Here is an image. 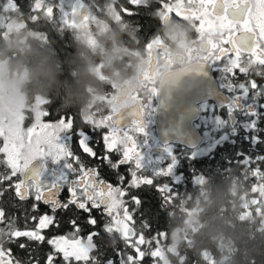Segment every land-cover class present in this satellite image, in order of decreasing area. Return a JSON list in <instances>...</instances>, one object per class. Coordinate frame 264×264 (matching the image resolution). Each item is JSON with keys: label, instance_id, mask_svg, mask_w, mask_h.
I'll return each mask as SVG.
<instances>
[{"label": "trees", "instance_id": "trees-1", "mask_svg": "<svg viewBox=\"0 0 264 264\" xmlns=\"http://www.w3.org/2000/svg\"><path fill=\"white\" fill-rule=\"evenodd\" d=\"M5 2L0 0V5ZM16 2V11L0 9V15L22 24L18 34L9 37L0 27V60L7 61L10 74L25 73L22 91L27 119L43 102L50 101L42 106L53 113L46 120L55 121L59 115L69 114L75 117L76 124H81L94 93L108 85V73L125 65L115 61L116 50L122 54L133 50V38L157 28L156 19L143 11L144 7L137 16L122 14L118 21L108 7L98 14L103 30L93 28L96 43L90 44L75 27L61 23L56 0H43L35 12L31 11L33 0ZM48 8L51 12L44 11ZM96 67L107 73L103 80L93 71ZM249 157H264V115L246 129L237 127L234 135L216 142L210 155L185 158L179 180L168 184L171 192L162 194L143 187L136 196L141 204L134 206L135 230L152 243L142 246L144 259L137 264H161L150 255L157 249L164 251L170 264H264V161L258 164L262 173L257 176V164L247 163ZM32 203L31 199L18 200L10 191L0 196V207L22 231L36 227L38 221L32 216L51 214L46 206L33 211ZM56 219L59 227L44 230L46 239L69 232L72 220L80 221L82 229L89 227L87 218ZM100 228L97 224L94 229ZM101 238L105 249L97 253L94 242H99L94 238L89 255H98L104 264L107 259L118 264L120 257L115 252L135 255L121 232L112 231L107 236L101 233ZM19 243L28 245L27 250L19 248ZM170 246H175V252ZM5 247L12 248L21 264H27L32 257L43 261L44 253L51 251L46 243L27 238Z\"/></svg>", "mask_w": 264, "mask_h": 264}, {"label": "snow or ice", "instance_id": "snow-or-ice-1", "mask_svg": "<svg viewBox=\"0 0 264 264\" xmlns=\"http://www.w3.org/2000/svg\"><path fill=\"white\" fill-rule=\"evenodd\" d=\"M43 0H33L31 11L41 8ZM62 12L61 23H67L71 14L64 11V0H60ZM79 0H67V7L71 9ZM133 6L148 8L139 0H128ZM160 6L166 13L175 15L178 19L190 21L196 31L193 44L197 51L202 50L199 56L201 64L211 62L223 66L233 81L239 80L244 87L238 89V100L234 107H240V98L247 93L260 90L257 77L264 79V0H160ZM16 0H6L0 5L5 11H16ZM51 12V9L48 10ZM126 15L135 13L129 8L122 10ZM158 42L151 39L146 44L150 54L149 68L145 73V89L154 93L157 90L149 87L155 80V61L151 59V52ZM191 52V50H190ZM171 61V54H167ZM243 77V81L239 78ZM139 96L133 97V105L137 104ZM45 101L41 107L33 112V123L26 129L22 126L26 118H21L15 124L0 123V196L11 192L20 201L31 199L30 207L36 211L41 206L50 209L51 214L44 213L32 216L38 221L33 230H19L15 227V220L9 216L3 207H0V264H21L13 256L11 247L5 244H16L19 238H27L38 244H47L51 251L45 252L43 261L32 257L27 264H104L98 256L88 254L84 242L76 237L80 227L75 220L70 221L73 234L54 236L46 239L43 231L49 228H58L56 219L58 210H69L71 207L87 215V225L95 226L98 220L93 216L97 212L107 221H101V228L91 231L86 241L93 243L94 238L99 242L97 253L105 249V241L101 233L107 234L119 231L128 240L135 255L119 256L118 264H137L144 259L142 246H148L152 241L145 240L143 233H136V221L133 216L136 209L131 212L124 197L129 189H137L142 185H153L156 178L146 174L138 154L135 133L144 131L139 119L134 129H125L119 126L118 114L104 117L100 120L85 121L86 127L75 123V117L61 114L55 121L46 120L53 113L43 105L50 104ZM139 114V107L137 108ZM253 119L255 117L253 116ZM256 127V125H253ZM103 130V131H101ZM99 133L100 140L96 136ZM259 139V137H257ZM80 153L88 157L90 162L82 161L81 156L73 149V141ZM264 157H249L247 163H256V175L262 171L258 164ZM126 169V175L120 172ZM107 169L116 176V184L107 181L102 172ZM166 172H171L168 168ZM161 172V175L165 174ZM160 193L171 192L168 184L156 185ZM65 191L68 197L61 200ZM131 203L140 205L138 197L132 196ZM146 223H142L145 226ZM19 248L26 249L28 245L19 243ZM153 258L155 253L150 254ZM106 264H116L107 259Z\"/></svg>", "mask_w": 264, "mask_h": 264}, {"label": "flooded vegetation", "instance_id": "flooded-vegetation-1", "mask_svg": "<svg viewBox=\"0 0 264 264\" xmlns=\"http://www.w3.org/2000/svg\"><path fill=\"white\" fill-rule=\"evenodd\" d=\"M94 1L100 8H95L91 0H85L83 8H87V12L86 15L81 17L82 19L86 18L94 10L98 13L102 12L104 8L111 7L114 19L118 21L121 19L120 15L125 14L122 11L124 8H129L135 13L131 16L128 15L129 18L137 16L141 9V7L130 5L128 0ZM139 3L148 6V8H143L142 10L149 12L156 19L157 28L146 35L141 36L138 34L137 38H133L131 43L134 47L133 50H127L128 52L125 54L116 50L115 61L125 65L123 67L118 65L114 71L108 73L112 75L107 79L108 85L101 87L99 91L94 93V98L88 105L89 112L83 119L85 121L100 120L115 111L120 112L118 114V124L122 128L134 129L137 119L141 121L144 131L135 133L138 154L144 171L146 174L155 177L156 181H154L153 185H142L140 188L128 190V194L124 199L128 201L127 206L130 212L135 206L131 203V197L137 196L143 187L156 190V185L158 184H170L169 182L179 180L180 175L184 172L183 164L185 158L193 157L198 159L207 154L210 155L213 151V143L224 141L228 136L234 135L237 127L246 129L248 124L256 122L264 115V79L257 77L261 85L259 91L249 94L245 89L246 94L240 98V107L236 108L234 105L238 100V89L244 87V85L239 80L233 81L223 66L205 62L202 65L206 68L207 66L209 67L220 91L226 97L224 100L226 103L219 105L215 100H207L200 103V115L194 122V126L202 136V141L197 146L190 148L182 144L164 141L158 126V108L162 86L168 79L167 77L193 65L201 64L198 57L204 53L202 50L197 51V46L193 44L197 34L190 21H184L178 19L174 14L166 13L165 9L160 6V0H139ZM151 39L158 42V46H154L151 52V59L155 61L156 76L149 87H154L157 90L154 93L151 89L146 91L144 80L150 61V54L146 49V44ZM167 54H171L173 58L171 61L167 58ZM106 75L107 73L101 69L97 73L101 80ZM239 79L243 81L244 78L241 76ZM178 83L177 79L168 81L169 92H172ZM134 96L140 97L136 105H133ZM138 107L139 114L137 112ZM253 116L255 119H253ZM78 125L86 127L83 121ZM96 140L97 142L100 140L99 133L96 136ZM208 143L209 146L205 149ZM73 149L81 156L82 161L94 163L80 153L75 140L73 141ZM200 149H203V151H200ZM168 168H171L172 171L166 172L165 170ZM162 171H165L164 175H161ZM120 172L126 175L125 168H121ZM102 176L107 181L112 182L114 185L116 184V176L109 173L107 169L102 172ZM67 197L68 192L65 191L60 198L63 201ZM56 216L58 218H87L85 213L74 207L67 211L58 210ZM93 216L97 218L100 226L102 220L107 221L108 219L107 217H101L95 211ZM133 218H135V214ZM77 224L80 227V231L76 233V237L81 240H86L89 232L95 231L90 225L88 228L82 229L83 225L80 221ZM73 231L71 226L69 232L65 231L58 236L68 235L71 237ZM42 234L45 235L44 231Z\"/></svg>", "mask_w": 264, "mask_h": 264}, {"label": "water", "instance_id": "water-1", "mask_svg": "<svg viewBox=\"0 0 264 264\" xmlns=\"http://www.w3.org/2000/svg\"><path fill=\"white\" fill-rule=\"evenodd\" d=\"M86 12L87 8H83L76 21ZM167 78L161 89L158 108L160 135L166 142L193 148L202 141L201 134L194 126L200 115V103L215 100L223 105L226 97L220 91L209 67L202 64L193 65ZM171 79H177L179 83L169 92L167 82Z\"/></svg>", "mask_w": 264, "mask_h": 264}, {"label": "rangeland", "instance_id": "rangeland-1", "mask_svg": "<svg viewBox=\"0 0 264 264\" xmlns=\"http://www.w3.org/2000/svg\"><path fill=\"white\" fill-rule=\"evenodd\" d=\"M56 1L60 9V0ZM84 1L85 0H79L78 4L69 9L66 6L67 0H64V11H68L71 13L67 17V23L77 29L81 38L85 42L92 44L96 43V40L93 36V28L96 26L98 30H103V28L99 27V12L96 13L95 10L90 12V14H88L86 18H80V20L76 22L75 19L80 15V12L85 5ZM91 3L94 4L95 8H100L96 1L91 0ZM48 10L49 8L44 9V11L49 12ZM0 27L4 28L5 35L9 37L12 33L18 34L20 28L22 27V24L15 22L13 19L6 18L5 15H0ZM21 41L23 42L24 38H21ZM100 69L101 67H96L93 69V71L97 74L99 73ZM0 75H2L3 77V79H0V123L15 124L21 118H26L22 126L25 129L27 127H30L33 123V114L30 119H27L28 114L25 112L26 99L22 91V84L25 81V73L10 74L7 61L0 60ZM215 143H213L212 145L214 146ZM207 146H209V143L206 145L205 149L208 148ZM200 151H203V149H200ZM82 241H85L84 246L88 250V254H90V251L93 248V243L90 244L86 240ZM170 249L174 252L176 250L175 246H170ZM153 253H155V257H157L158 261L161 264H170L168 259L166 258L164 251H162L161 249L154 250Z\"/></svg>", "mask_w": 264, "mask_h": 264}, {"label": "clouds", "instance_id": "clouds-1", "mask_svg": "<svg viewBox=\"0 0 264 264\" xmlns=\"http://www.w3.org/2000/svg\"><path fill=\"white\" fill-rule=\"evenodd\" d=\"M0 79H3L2 75H0Z\"/></svg>", "mask_w": 264, "mask_h": 264}]
</instances>
